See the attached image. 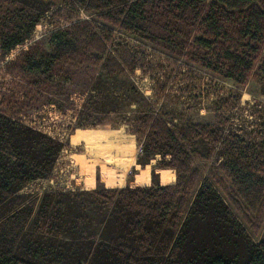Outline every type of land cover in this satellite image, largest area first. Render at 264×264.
I'll list each match as a JSON object with an SVG mask.
<instances>
[{
    "label": "trees",
    "instance_id": "trees-1",
    "mask_svg": "<svg viewBox=\"0 0 264 264\" xmlns=\"http://www.w3.org/2000/svg\"><path fill=\"white\" fill-rule=\"evenodd\" d=\"M16 1L33 6L43 0ZM78 2L86 12L100 11L113 26L128 32L147 8L136 0ZM116 2L124 4L117 8ZM14 21L25 31L8 43L10 50L29 41L37 22L24 13ZM75 22L48 34V51L34 47L25 51L23 68L49 74L56 64L74 63L78 51L84 50L83 62L87 67L100 66L104 79L97 82L100 96H91L82 106L94 114L85 113L75 127L122 121L140 144L139 166L126 177L119 174V187L107 182L105 187L64 193L77 214L66 224L51 206L62 192L44 193L33 214L29 201L0 218V264H264V229L254 242L217 191L216 187L225 190L222 180L208 169L204 173L205 163L214 165L215 159L236 193L254 208L264 191V163L256 158L254 147L264 144V135L242 137L246 145L240 148L234 131L222 134L229 118L218 113L212 123H184L175 133L130 79L129 72L136 69L132 58L111 48L110 35L87 29V21ZM198 32L194 41L201 48L216 44L214 72L241 86L264 42V0H211L199 19ZM114 87L121 92H114ZM130 93L142 105L139 112L134 108L126 115L124 109L131 102L124 97ZM239 95L230 99L237 102ZM117 110L125 115L108 117ZM63 147L59 138L0 112V205L27 183L47 178ZM155 156L158 159L148 166ZM29 224L34 230L65 224L66 237L35 233ZM96 225V231L80 230Z\"/></svg>",
    "mask_w": 264,
    "mask_h": 264
},
{
    "label": "rangeland",
    "instance_id": "rangeland-1",
    "mask_svg": "<svg viewBox=\"0 0 264 264\" xmlns=\"http://www.w3.org/2000/svg\"><path fill=\"white\" fill-rule=\"evenodd\" d=\"M136 1L146 3L147 8L135 29L128 32L113 26L100 11L86 12L78 0L34 1L33 6L16 0H0V112L59 138L64 145L50 175L27 183L1 204L0 218L29 201L33 214L44 193L62 192L59 199L53 198L51 206L53 214L58 212L66 224L77 214L64 193L105 187L107 182L119 187L116 181L119 174L126 177L132 167L139 166L136 157L140 144L122 121L118 125L75 127L76 120L85 117V113L94 114L90 108L82 110V106L88 98L100 96L97 82L98 78L104 79L100 66L87 67L83 62L84 50L75 54L74 63L56 64L49 74L42 75L37 70L28 72L23 68L25 51L31 47L48 51V34L75 21H87V29L110 35L111 48L125 58H132L136 69L129 72L130 79L155 107L154 111L169 121L175 133L184 123H212L218 113L229 118L222 134L234 131L239 140L242 137L248 140L256 132L264 135V42L259 45L250 76L243 85L237 86L223 74L214 72L216 44L206 49L194 41L200 36L199 19L211 0ZM122 4L116 2L117 8ZM44 8L48 10L41 12ZM21 13L31 22H37L29 41L10 50L8 43L25 31V26L14 21ZM114 92L121 89L114 87ZM238 93L237 102L230 99ZM124 98L131 102V107L124 109L126 115L134 108L140 111L142 103L138 96L130 93ZM227 98V104L220 103ZM118 112L124 114L117 110L108 117L117 116ZM240 142V148L246 145ZM254 149L259 153L256 158L264 163V144L255 145ZM156 159L158 156L150 159L148 166ZM211 163L213 161L205 163L204 173L208 169L214 178L222 180L225 190L216 187L217 191L249 237L257 242L264 229V191L254 208L250 207L225 178L215 159L214 165ZM56 225L39 226L34 230V225L29 224L28 228L35 233H46L47 237L65 238L67 227ZM97 228V225L82 226L80 230L88 232Z\"/></svg>",
    "mask_w": 264,
    "mask_h": 264
}]
</instances>
